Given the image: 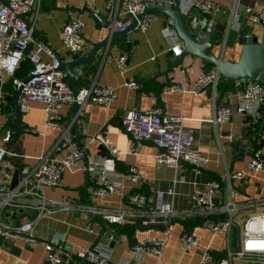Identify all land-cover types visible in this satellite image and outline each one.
<instances>
[{
	"label": "crops",
	"instance_id": "crops-1",
	"mask_svg": "<svg viewBox=\"0 0 264 264\" xmlns=\"http://www.w3.org/2000/svg\"><path fill=\"white\" fill-rule=\"evenodd\" d=\"M210 1L212 10L208 13L209 18L229 27L223 40L218 41L211 52L222 59L235 61L240 55L241 44L237 42V33L241 26L245 24L246 31L253 25L262 27L258 24L243 23L241 17L232 19L230 11L235 7L242 12L246 5L260 9L264 6V0ZM112 2L113 0H42L37 14L32 10L24 18L33 27L35 37L42 38L60 58L68 59L71 53L64 47L59 34L62 23L70 15H79L83 19L85 24L82 32L87 45L81 53H85L91 48L92 42L102 39L106 33L98 17L91 11L99 13L100 18L106 17L111 22L109 11ZM158 2L159 0H156L154 4ZM192 5L194 0H180L181 9L184 12L188 11V16L200 14L201 12L194 6L192 8ZM165 19H168L165 14L155 16L146 29H138L126 36L125 39L127 44L131 43L130 46H125L123 41L114 40L105 57L103 47H100L95 53L93 62L78 64L73 68L86 83L95 80L100 84L114 86L116 96L110 105L87 101L76 115L73 114L71 104L64 105L61 109L62 122L67 127V134L75 139L76 128L72 123L75 118L77 126L82 129V146L88 162L108 173V179L114 186L121 185L120 172L129 167L137 168L146 179L142 187H147L148 204L151 207H156L160 201L158 192L172 186L175 194L164 196L163 201L169 202L177 211L189 209L193 190L202 189L207 183L215 180L221 181V187L214 193L213 200L218 205L229 202L230 199L235 203V223H238V219H242L243 222V219L249 215L264 213V167L242 179H232L230 189L223 182L227 173L248 169L253 140L255 139L256 142L260 138L264 140V128H262L263 130L253 136V139H249L248 145L241 147L240 144L235 143L238 138L253 133V129L256 131L261 126L262 121L257 119V114L262 112L260 107L264 108V99L258 108L250 99L236 96L237 90L241 87L237 84L238 80H226L224 88L217 90V98L219 102L230 106L232 112L222 122L217 124L211 122L213 104L210 94L207 92L195 95L191 89L193 82L204 70L215 67L212 65L206 68L200 58L190 55H186L180 65L171 67L178 56H174L166 48L160 33ZM124 50L128 52L126 65L120 69L116 65V56ZM88 66L93 70L86 72ZM128 78L141 80L143 88L138 90L126 86L124 82ZM168 82H175L178 87L173 91L162 93L161 87ZM69 84H72L71 79ZM79 86L80 84H77L76 87ZM4 104V96H0L2 128L0 136L7 129L10 131L15 129V126L7 122L10 120L14 123V110L11 114L9 107ZM240 104L246 107L242 111H237L236 107ZM153 105L161 106L164 112L181 115L184 125L193 129L194 147L207 157V163L200 172L195 173L188 166L175 170L156 162L154 157L156 148L150 142H143L135 153L129 150L130 138L119 123L120 116L127 108L146 109ZM44 119L45 109L40 102H29L28 109L21 111L20 131L11 145V149L19 155L10 158L15 167L21 163H35L37 158L52 146L59 128L45 127ZM100 137H103L104 144L100 143ZM107 146L116 148L119 151L118 156H109ZM260 150L264 156V143ZM61 183V186L56 188L46 187V198L73 199L78 202H86L87 199L93 201L91 198L93 182L85 167L64 170ZM124 185L120 192L94 201L100 206H119L122 194L129 191L131 186L128 182ZM33 215L34 213L30 214L31 217ZM189 218L194 217L183 215L170 217L168 233L163 228L152 226L135 228L130 237L123 232L117 234L111 224H106L104 228L99 216L90 211L58 210L36 219L31 230V234L38 240L34 244H25L20 239L4 240L0 236V264H44L45 251L42 240L45 239L61 242L64 247L66 244L68 250L75 253L92 245L96 239L109 244L112 240L110 236L116 235L117 238L111 248V260L119 261L131 259L129 247L132 241L146 236L162 238L165 241L162 258L147 254L142 264H201L200 252L204 249H209L216 259V256L226 251L227 243L236 247L234 226L227 237L224 231L213 234L203 225L194 223L188 226V232L197 238L198 245L190 250H184L179 235L187 231L182 221ZM103 228L104 232L100 235ZM232 263L264 264L262 261L242 258H234Z\"/></svg>",
	"mask_w": 264,
	"mask_h": 264
},
{
	"label": "built area",
	"instance_id": "built-area-1",
	"mask_svg": "<svg viewBox=\"0 0 264 264\" xmlns=\"http://www.w3.org/2000/svg\"><path fill=\"white\" fill-rule=\"evenodd\" d=\"M156 0H113L109 16L115 29H121L129 24L132 17L144 8L154 5ZM41 0H0V96H4L3 82L8 79L26 58L31 67L25 76L13 77L14 89L23 84L19 95L20 111L28 109L29 102H40L45 109V127L59 128V133L50 149L41 154L35 163H21L15 167L10 160L19 156L12 149L14 141L11 131L6 130L0 136V236L4 240L20 239L25 244H34L38 240L31 234L32 226L38 217L54 213L58 210L90 211L96 216L108 220L109 224H140L142 227H160L169 232V218L174 216L198 217L202 225L211 233L224 231L228 237L233 228L235 203L229 200L223 204H215L214 193L221 187L220 182L211 181L204 188H195L191 193V208L177 211L163 197L175 194L173 187L158 192L159 202L156 207L148 204L149 196L141 191L146 179L137 168L129 167L119 173L121 185L114 186L108 179V173L99 170L94 164H86L83 150L75 139L67 134V127L62 122L61 109L73 101L72 88L66 80V72L58 68L60 56L40 37H35L33 27L24 18L30 11L37 14ZM236 2V0H234ZM194 6L200 12H210V0H194ZM231 18H242L243 23L253 25L264 23V6L254 9L246 5L242 12L232 7ZM157 16L147 13L137 17L138 29H146ZM195 15L188 16V25L199 22ZM84 21L79 15H70L60 27V39L68 52L81 53L87 41L82 32ZM160 33L166 48L174 56L181 53L182 40L168 19L163 21ZM127 51H121L116 56V65L123 69L126 65ZM218 70H204L192 84L195 95L209 93L213 104L211 122L217 124L227 119L232 109L219 102L217 98ZM124 84L141 90L143 82L128 78ZM241 87L237 90L238 98L250 99L258 108L264 99V84L256 79L238 80ZM178 87L175 82L165 83L161 92L173 91ZM116 96L112 85L100 84L92 80L76 89L75 100L82 104L90 101L101 105H110ZM246 105H237L236 110L242 111ZM123 130L129 135V150L136 152L143 142H150L156 148L155 161L175 170L188 166L195 173L200 172L207 163V157L194 147V133L191 127L185 126L183 117L179 114L164 112L159 105L146 109L127 108L119 118ZM70 124V123H69ZM2 128L0 126V132ZM100 143H105L100 137ZM109 156L116 157L119 151L107 146ZM85 167L92 178L93 201L78 202L73 199L51 200L45 196V188L61 186L64 170ZM264 167V156L260 148H252L246 171L227 173L224 183L231 188L232 179H242L251 172ZM18 170L15 186L10 187L13 170ZM125 182L131 184L129 191L122 194L119 206H100L94 200L120 192ZM175 182V180H174ZM29 211H33V217ZM112 238V236H110ZM179 241L184 250H190L198 245L197 238L188 231L179 235ZM45 251L44 264H142L147 254L161 259L165 241L156 236H146L130 244V260H111V248L107 242L96 239L88 247L73 253L61 242L53 239L42 240ZM242 256H264V213L249 215L241 225V248L231 247L227 243L225 256L216 260L209 249L200 252L201 264H233L234 258Z\"/></svg>",
	"mask_w": 264,
	"mask_h": 264
},
{
	"label": "water",
	"instance_id": "water-1",
	"mask_svg": "<svg viewBox=\"0 0 264 264\" xmlns=\"http://www.w3.org/2000/svg\"><path fill=\"white\" fill-rule=\"evenodd\" d=\"M194 5L191 7L193 8ZM195 7V6H194ZM196 8V7H195ZM96 15L103 28L106 29L105 36L91 43V48L85 53H72L68 59L59 60L58 68L63 69L67 76L71 79V88L73 101L71 102L73 114L76 115L82 104L75 100L77 84L86 85V82L77 74L73 68L78 64H89L94 61L95 53L100 48L103 47V56L105 57L110 49L111 42L114 40L124 41L126 36L131 35L138 30L136 26L137 17H141L147 13H155L157 16L160 14H165L168 16V20L171 22L173 28L177 32L178 36L182 40L181 53L178 55L176 61L171 64V67L180 65L183 58L186 55L195 56L200 58L206 65H213L218 70V79L224 77L227 81L235 80H246V79H256L264 84V23L258 24L259 26H250L245 28V24L241 26L237 33V42L241 44L240 55L237 60L233 61L230 59H222L219 55L211 52L213 47L222 41L226 35V31L229 29L227 24H222L209 18L208 12H201L195 15V19H200L194 26L188 25V11L184 12L180 6V0H159L158 4H154L144 8L141 12H138L129 24L121 29H115L112 22H109L108 18H100L99 13L91 11ZM201 15V17H200ZM230 26V25H229ZM260 36V39H258ZM166 71H164L165 73ZM29 78L24 76L22 82H25ZM23 84L14 89L12 93L13 100V110L15 123L14 137L20 131V120L21 111L19 108L21 89ZM264 109L261 113L257 114V119L262 121L261 126L253 133H248L245 137L238 138L235 143L240 144L241 147L248 145L249 139H253L255 135L261 132L264 119L263 118ZM73 125L76 128L75 141L77 145L83 150L84 160L88 164L87 154L82 146V135L81 127L77 126L75 118L73 119ZM18 179V170L15 169L12 173V178L10 182V187L15 186ZM224 182V181H223ZM88 203V200H86ZM29 214H33V211H29ZM103 227L109 224L108 220L99 216ZM236 235V249L241 248V228L237 223H233ZM104 228L101 234L104 232ZM116 235L112 236V240L109 243V247L112 248L116 240ZM65 248L68 249V245L65 244ZM245 260H258L264 262V256H242Z\"/></svg>",
	"mask_w": 264,
	"mask_h": 264
},
{
	"label": "trees",
	"instance_id": "trees-1",
	"mask_svg": "<svg viewBox=\"0 0 264 264\" xmlns=\"http://www.w3.org/2000/svg\"><path fill=\"white\" fill-rule=\"evenodd\" d=\"M41 3H42V0L40 2V5H41ZM123 42H124L125 46H130L131 45V43L127 44V40L126 39ZM204 66L206 68L212 67V65H206V64H204ZM30 67H31V62L28 59L23 58L19 62L18 66L14 69V72L12 73V75H10L8 77V79H6L3 82V84H2V89L4 90V99H5L4 106L9 107L8 110L10 111L11 114H13V108H12L13 102H12V99H11V95L14 92L12 78L13 77H17V78L24 77L28 73V70H29ZM90 70L92 71L93 69H92L91 66H88L86 68V72L90 71ZM65 78H66V80L68 82L70 81V78L68 76H66ZM225 82H226V79L224 77H221L218 80V83H217V90L223 89L224 85H225ZM2 109H3V107H2ZM260 109L263 110L264 108L260 107ZM4 112H6L5 109H4ZM263 115H264V113H263ZM7 122L8 123L10 122L12 126H15L12 121L9 120ZM263 128H264V125H263ZM248 130L250 131V129H248ZM254 131H255V129H253V132ZM13 135H14V131H11L10 137H12V139H13ZM253 141H254L253 144H252L253 148H260L263 145V143H264V140L262 138L258 139V142H256L255 139ZM218 182H220V184H221V181H218ZM140 190L143 191L144 193H146V195L149 196L147 187H145V186L141 187ZM182 222H183V224H184V226H185L187 231H189V227L188 226H190V225H192L194 223H199V224L202 225V219H200L198 217L184 219ZM135 228H145V227H142L140 224H124V225H115V226L113 225V229H114V231L117 234L123 232V233L127 234L130 237H131V233L134 231ZM131 241H132V239H131ZM134 241H132L131 243H133ZM224 256H225V252L223 254H221V255H218V257L216 256V260H219V259L223 258Z\"/></svg>",
	"mask_w": 264,
	"mask_h": 264
},
{
	"label": "rangeland",
	"instance_id": "rangeland-1",
	"mask_svg": "<svg viewBox=\"0 0 264 264\" xmlns=\"http://www.w3.org/2000/svg\"><path fill=\"white\" fill-rule=\"evenodd\" d=\"M236 220V219H235ZM241 223H242V219H238V225H241ZM231 247H234L233 245L231 246Z\"/></svg>",
	"mask_w": 264,
	"mask_h": 264
}]
</instances>
